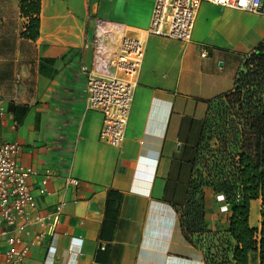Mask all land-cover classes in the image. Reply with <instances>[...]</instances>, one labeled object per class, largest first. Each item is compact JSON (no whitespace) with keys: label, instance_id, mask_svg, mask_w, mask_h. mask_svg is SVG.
<instances>
[{"label":"crops","instance_id":"1","mask_svg":"<svg viewBox=\"0 0 264 264\" xmlns=\"http://www.w3.org/2000/svg\"><path fill=\"white\" fill-rule=\"evenodd\" d=\"M10 1L20 34L19 0ZM154 2L41 0L39 37L20 38L33 59L21 65L17 98L0 96V141L16 143L18 163L34 171L27 182L39 214L64 202L59 223L44 229L23 264H206L205 249L186 241L180 224L190 160L208 102L232 92L244 59L264 40V16L203 2L186 43L144 35ZM114 27L145 46L118 148L99 141L103 116L87 108L81 71L98 40L116 48V33L105 32ZM216 200L208 195L204 209L212 234L227 230L231 215ZM261 203H250L251 227L260 228ZM11 229L0 221V264ZM29 231L27 244L42 228Z\"/></svg>","mask_w":264,"mask_h":264},{"label":"built area","instance_id":"2","mask_svg":"<svg viewBox=\"0 0 264 264\" xmlns=\"http://www.w3.org/2000/svg\"><path fill=\"white\" fill-rule=\"evenodd\" d=\"M203 2L264 16V0H155L151 20L144 35L189 42L198 8ZM108 31L116 33V48L113 50L109 42L98 40L92 65L82 66L81 71L86 76L87 108L103 116L99 141L118 148L125 137V127L137 77L143 65L145 46L140 38L126 35L119 27L107 29L105 32ZM5 111L0 99V116ZM19 151L16 143L0 141V221L11 227L13 232L6 240V264H23L29 247L36 245L45 236L44 229L53 231L59 223L64 205V202H60L53 212L45 216L38 213L37 201L27 182L34 175V171L18 163ZM68 184L77 186L78 182L69 179ZM236 197L241 198L240 194ZM37 224L42 231L30 243H24L22 234H29V228ZM48 252L52 255L54 248L50 247Z\"/></svg>","mask_w":264,"mask_h":264},{"label":"trees","instance_id":"3","mask_svg":"<svg viewBox=\"0 0 264 264\" xmlns=\"http://www.w3.org/2000/svg\"><path fill=\"white\" fill-rule=\"evenodd\" d=\"M40 9L41 0H19V16L23 19L20 38L32 42L39 37ZM244 60L235 75L232 92L208 102L210 104L225 99L232 108L220 105L222 113L233 110L238 112L233 115H216L217 122L221 123L211 126V130L217 132L214 133L218 134L220 143L228 141V133H241L246 137L235 162L236 184L229 186L225 182H203L199 185L191 174L180 224L186 241L202 247V238L193 237L212 234L204 220L205 202L201 192L202 186H211L213 191L225 193L226 202L230 205L227 234L235 243L231 252L233 264H250L251 255L256 252L259 255V264H264V212L261 232L258 228L249 226V207L252 200L261 198L264 208V40ZM201 130L202 138L204 124ZM199 147L200 141L195 148L198 150ZM237 194L241 196L238 200L235 198ZM258 232L261 235L259 241L256 239ZM206 250V264H211L212 254L209 249Z\"/></svg>","mask_w":264,"mask_h":264},{"label":"rangeland","instance_id":"4","mask_svg":"<svg viewBox=\"0 0 264 264\" xmlns=\"http://www.w3.org/2000/svg\"><path fill=\"white\" fill-rule=\"evenodd\" d=\"M0 1V96L2 99L11 100V98H17L20 89L21 65H31L33 54L29 47L20 44V34L18 33V30L21 27L22 20H19L20 18L18 19V17L14 15L11 1ZM220 105H222V107L227 106L228 108L229 106L232 108L225 99L216 100L206 106L200 125L202 129V125L204 124L205 131L201 138L202 130L200 129L199 139L195 143L196 147L200 141V147L198 150L194 147V154L190 160L192 161L191 174L199 185H202L203 182L209 184L225 182L229 186L236 184L237 176L235 162L237 161L238 152L242 149V143L246 141V137L241 133H234L233 135L228 133V141L220 143L218 134L214 133L216 131L211 130L212 124L216 123L217 125L221 123L217 122L218 117L216 115L238 114V112H235L234 110L222 113L219 108ZM201 192L204 194L205 204L206 197L213 194V196L218 198V200H216L217 203L220 202L218 210H221L222 213L229 212L230 214V205L226 202L225 193L221 191L215 192L211 186H202ZM237 193H239V191ZM236 196L235 198L237 199ZM219 198H225V200L219 201ZM258 209V221L260 225L258 230L261 232V222L263 221L262 213L264 212L262 204H260ZM254 213V210H252L251 222H253ZM229 218L230 216L227 218L228 223ZM227 230H219L216 234H204L202 236L193 237L194 239H196V237L202 238L201 243L203 244L202 247H200L205 250H210V253L212 254L211 264H233L231 252L235 247V243H233L228 236ZM262 237L264 239V234ZM260 238L261 235L258 232L256 236L257 241H259ZM259 260L258 252L253 253L251 255L250 264H259Z\"/></svg>","mask_w":264,"mask_h":264}]
</instances>
